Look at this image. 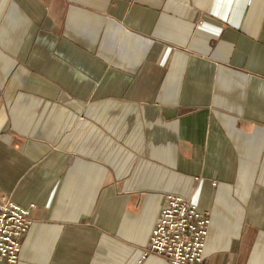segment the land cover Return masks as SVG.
I'll return each mask as SVG.
<instances>
[{"label":"crops","instance_id":"crops-1","mask_svg":"<svg viewBox=\"0 0 264 264\" xmlns=\"http://www.w3.org/2000/svg\"><path fill=\"white\" fill-rule=\"evenodd\" d=\"M168 193L211 213L209 264H264V0H0L15 264H169Z\"/></svg>","mask_w":264,"mask_h":264},{"label":"built area","instance_id":"built-area-1","mask_svg":"<svg viewBox=\"0 0 264 264\" xmlns=\"http://www.w3.org/2000/svg\"><path fill=\"white\" fill-rule=\"evenodd\" d=\"M213 217L190 199L175 193L164 196L143 257H165L169 264H209L204 250ZM31 225L30 208L12 199L0 200V261L18 262L23 238Z\"/></svg>","mask_w":264,"mask_h":264}]
</instances>
